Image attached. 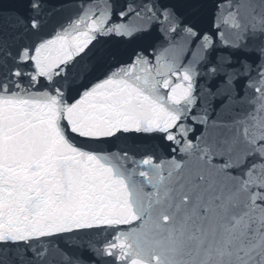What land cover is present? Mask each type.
I'll return each instance as SVG.
<instances>
[{
    "label": "snow or ice",
    "instance_id": "obj_1",
    "mask_svg": "<svg viewBox=\"0 0 264 264\" xmlns=\"http://www.w3.org/2000/svg\"><path fill=\"white\" fill-rule=\"evenodd\" d=\"M0 264H264V0H0Z\"/></svg>",
    "mask_w": 264,
    "mask_h": 264
}]
</instances>
